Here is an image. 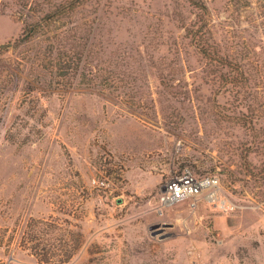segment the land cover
I'll use <instances>...</instances> for the list:
<instances>
[{"label": "rangeland", "instance_id": "rangeland-1", "mask_svg": "<svg viewBox=\"0 0 264 264\" xmlns=\"http://www.w3.org/2000/svg\"><path fill=\"white\" fill-rule=\"evenodd\" d=\"M67 1L0 0V264H264V0H202L209 57L188 0H87L26 38ZM185 168L230 208L162 207Z\"/></svg>", "mask_w": 264, "mask_h": 264}, {"label": "built area", "instance_id": "built-area-1", "mask_svg": "<svg viewBox=\"0 0 264 264\" xmlns=\"http://www.w3.org/2000/svg\"><path fill=\"white\" fill-rule=\"evenodd\" d=\"M219 186L218 175H200L185 168L179 174L166 180L159 196V203L162 207H167L187 201L191 208H195L201 201H204L206 204L212 203L213 209L227 210L230 204L224 200L221 206Z\"/></svg>", "mask_w": 264, "mask_h": 264}, {"label": "trees", "instance_id": "trees-1", "mask_svg": "<svg viewBox=\"0 0 264 264\" xmlns=\"http://www.w3.org/2000/svg\"><path fill=\"white\" fill-rule=\"evenodd\" d=\"M85 1H87V0H82L81 2H79V1L75 2V0H68L64 4L58 5L52 12H50L49 14H46L44 22L39 21V22L32 23V24L26 26L23 29L22 33L26 36V38L31 37L32 35L38 33L39 29L41 27H43V25H45L49 22H54V21L61 19V18L72 16L75 13L76 9L79 6H81L82 4H84ZM188 1L190 2V4H192L194 7H196L200 11V13H199V16H197L198 19L193 24H190L189 27L185 28L186 34L190 37V40L199 48L200 52L204 55V57H209L210 53L206 47L208 44V40H209L208 33H207V15H208L207 7L202 0H188ZM8 46H9V44L7 43V44H4L2 48L6 49ZM53 51L54 50L51 49V51H50L52 53L51 56L55 55V54H53ZM56 57L57 56L52 57L55 63L57 60ZM67 60L72 61V57L69 56V59H67ZM64 61L65 60H63V59L61 61L59 60L58 68H61V65H63ZM65 64L66 63H64V67L66 66ZM54 66H56V65L54 64ZM45 235L48 237L46 232H45ZM29 240L30 241L31 240L36 241L35 237H32ZM45 240H46V242H44V244H43V242L38 241V244H34V246H32V248H30V249H32L36 252L37 251L41 252L42 254L45 253L47 255V253H49L48 251L50 249L49 246H51L50 245L51 242H49L47 238H45ZM70 257H71V254L65 255V259H68Z\"/></svg>", "mask_w": 264, "mask_h": 264}]
</instances>
